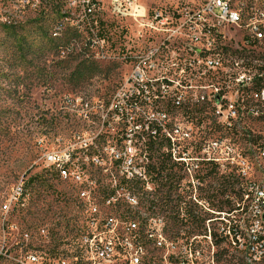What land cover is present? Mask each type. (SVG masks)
<instances>
[{"label":"rangeland","instance_id":"1","mask_svg":"<svg viewBox=\"0 0 264 264\" xmlns=\"http://www.w3.org/2000/svg\"><path fill=\"white\" fill-rule=\"evenodd\" d=\"M190 1L138 0L168 14L152 28L115 18L108 0L91 20L67 0H33L24 12L0 0L11 14L0 24V264H16L30 229L62 233V219L84 216L82 190L104 215L163 221L173 247L152 264H264V208L256 213L248 193L264 180L263 52L234 28H216V55L188 32L174 37L171 22ZM176 97L169 114L155 106ZM47 153L81 170L84 185L61 178ZM22 179L24 201L3 210Z\"/></svg>","mask_w":264,"mask_h":264},{"label":"built area","instance_id":"2","mask_svg":"<svg viewBox=\"0 0 264 264\" xmlns=\"http://www.w3.org/2000/svg\"><path fill=\"white\" fill-rule=\"evenodd\" d=\"M108 2L111 15L117 19H132L152 28L156 27V23L157 26L168 24L167 13L160 10L150 12L138 0ZM183 2L178 1L177 7ZM67 3L75 12L81 8L85 20H91L87 17L93 16L99 5L97 0H67ZM34 4L33 0H21L22 12ZM184 6L186 9L177 11L171 22L173 27L170 30L174 37H183L188 32V38L194 43H200L202 51L216 55V28H234L243 32L245 48L262 49L264 56V0H193ZM10 15V11L0 12V24L6 23ZM215 65L217 63H211V66ZM146 79L141 74L136 76L139 82ZM257 96L264 100V89ZM259 152L264 156V146ZM45 158L48 166L54 168L61 178H71L84 185L83 172L76 169L70 171L68 159H63L56 153H47ZM23 183L22 179L15 186L3 210L9 211L12 203L24 201L26 192L23 190ZM249 187L248 193H251L254 210L260 214L264 208V180L258 184L251 182ZM79 196L86 205L83 209L84 216L74 215L69 219H62V233H58V228L30 229L24 234L27 248L14 258L16 264H152L157 252L172 249V243L166 240L163 232V221L159 218L137 216L135 219L104 215L92 202L90 192L82 190ZM126 198L131 206L138 205L134 196L128 195ZM56 226L60 227V224ZM259 226L264 232V226ZM69 229H77V238H69ZM257 242L264 249V235H260ZM163 259L164 263L160 264H169L165 256Z\"/></svg>","mask_w":264,"mask_h":264},{"label":"trees","instance_id":"3","mask_svg":"<svg viewBox=\"0 0 264 264\" xmlns=\"http://www.w3.org/2000/svg\"><path fill=\"white\" fill-rule=\"evenodd\" d=\"M136 85L139 86L142 91H147L149 93H153V89H154V85H152L150 79H146V81L144 82H136ZM178 97V96H177ZM174 98L173 100L170 101H165L163 103H157L155 106L161 110V112L163 114H169L171 112V110H174L177 106H181L182 102L178 100V98ZM128 183H130L132 186L131 190L134 189L135 192L138 191L137 187H134L135 184L133 183V181L128 180ZM27 182L25 183V187L27 188ZM130 189V188H129ZM26 192V189H25ZM168 190L166 192L163 191V193L161 194V196L158 197L157 202H167L168 199V194H167ZM113 195V193H106L105 191H103V200H106L108 198H110ZM72 229H69V234L71 233Z\"/></svg>","mask_w":264,"mask_h":264},{"label":"bare ground","instance_id":"4","mask_svg":"<svg viewBox=\"0 0 264 264\" xmlns=\"http://www.w3.org/2000/svg\"><path fill=\"white\" fill-rule=\"evenodd\" d=\"M11 1H14V3L16 4V6H20L19 10L22 11L21 0H11ZM248 164H249V163H248ZM254 166H255V164H254ZM23 190H24V184H23ZM7 204H8V202H7V203H4V205H3L2 208H4L5 205H7ZM73 230L76 231V234H75V236H74L73 238H77V229H72V231H73ZM72 231H71V232H72Z\"/></svg>","mask_w":264,"mask_h":264}]
</instances>
